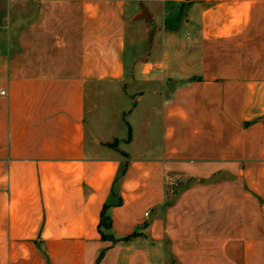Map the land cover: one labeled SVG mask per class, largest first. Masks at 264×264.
<instances>
[{
    "label": "crops",
    "instance_id": "1",
    "mask_svg": "<svg viewBox=\"0 0 264 264\" xmlns=\"http://www.w3.org/2000/svg\"><path fill=\"white\" fill-rule=\"evenodd\" d=\"M0 89V264H264V0H0Z\"/></svg>",
    "mask_w": 264,
    "mask_h": 264
},
{
    "label": "built area",
    "instance_id": "2",
    "mask_svg": "<svg viewBox=\"0 0 264 264\" xmlns=\"http://www.w3.org/2000/svg\"><path fill=\"white\" fill-rule=\"evenodd\" d=\"M5 93H6L5 90L0 89V94L4 95ZM179 184H180V178L179 177L172 178L168 181V186L170 188V191L176 190V188L179 186ZM145 214H146V216H148L149 212H146Z\"/></svg>",
    "mask_w": 264,
    "mask_h": 264
},
{
    "label": "water",
    "instance_id": "3",
    "mask_svg": "<svg viewBox=\"0 0 264 264\" xmlns=\"http://www.w3.org/2000/svg\"><path fill=\"white\" fill-rule=\"evenodd\" d=\"M141 17L146 19V20H149L150 19V13L148 11V9L146 7H143L142 8V14H141Z\"/></svg>",
    "mask_w": 264,
    "mask_h": 264
},
{
    "label": "rangeland",
    "instance_id": "4",
    "mask_svg": "<svg viewBox=\"0 0 264 264\" xmlns=\"http://www.w3.org/2000/svg\"><path fill=\"white\" fill-rule=\"evenodd\" d=\"M205 242V241H204ZM172 248V247H171ZM170 264H176L175 260H172V262H170Z\"/></svg>",
    "mask_w": 264,
    "mask_h": 264
},
{
    "label": "trees",
    "instance_id": "5",
    "mask_svg": "<svg viewBox=\"0 0 264 264\" xmlns=\"http://www.w3.org/2000/svg\"><path fill=\"white\" fill-rule=\"evenodd\" d=\"M102 254H103V253H102ZM102 254H101V255H102ZM101 255H100V258H101Z\"/></svg>",
    "mask_w": 264,
    "mask_h": 264
}]
</instances>
